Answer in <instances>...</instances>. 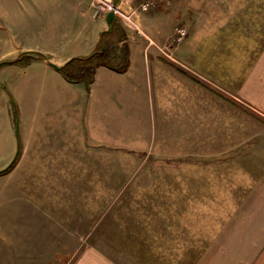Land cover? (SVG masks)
<instances>
[{"label": "rangeland", "instance_id": "obj_1", "mask_svg": "<svg viewBox=\"0 0 264 264\" xmlns=\"http://www.w3.org/2000/svg\"><path fill=\"white\" fill-rule=\"evenodd\" d=\"M140 1L118 0L120 12L114 17L125 33L133 28L144 35L132 20ZM248 1L253 0H168L158 4L164 3L171 11L183 9L187 15L194 11L196 16L203 15L219 24L218 19L232 16ZM26 5L24 0H0V170L18 154L9 171L0 174V230L7 231L8 241L17 243L21 235L29 232L31 239L40 240L41 263L43 257L55 254L53 264H65L83 248L105 244L119 252L135 248L131 260L138 264V248L145 244L136 241L128 246L124 239L133 234L135 225L143 231L144 217L151 210L163 214L166 232L162 233V244L167 248V253H162L159 240L154 237L159 233L151 232V264H264V194L258 184L260 170L255 169L258 158L264 160V117L260 112L235 94L219 89L232 100L230 151L223 156L217 150L209 152L208 145L201 143L198 157L171 159L177 162L168 161L167 168L162 167L163 160L153 155L144 158L141 153L108 148L85 152L76 145L75 138L66 142L61 153L34 152L31 145L38 146L39 137L33 143L32 125L39 126L38 132L43 134L48 131L56 114L47 94L60 92L63 87L55 76L43 73L36 65L27 66L33 59L41 60L37 57L41 52L32 50L35 39L24 34L26 25L21 10ZM92 9L94 13L93 6ZM106 13L96 16L103 15L104 20ZM191 19L187 16L177 24L188 27L183 40L190 35ZM123 42L118 39L112 47L120 50ZM170 42L171 35L157 48L164 59L176 62L177 46L172 56L161 50ZM41 89L44 96H40ZM35 93L41 98L33 101ZM256 148H261L260 153L255 152ZM35 158L46 164L49 159L64 163L59 167H37ZM147 164L151 167L147 168ZM153 179L172 182L150 184ZM176 179L181 183L176 185ZM18 194L24 197H12ZM33 194L39 195L40 200H26ZM32 204H38L37 214L15 216L17 211L13 209L22 213ZM148 223L154 229L153 224L159 221ZM31 227L33 231H29Z\"/></svg>", "mask_w": 264, "mask_h": 264}, {"label": "crops", "instance_id": "obj_2", "mask_svg": "<svg viewBox=\"0 0 264 264\" xmlns=\"http://www.w3.org/2000/svg\"><path fill=\"white\" fill-rule=\"evenodd\" d=\"M24 1L28 6L21 10V16L26 25L24 34L35 39L32 50L43 53L59 66L73 57L91 54L98 47L102 33L109 29L103 15H94L91 0ZM163 5L160 3L148 12L134 11L132 14L133 22L144 35L133 28L126 30L127 65L123 71L100 64L96 66L91 82H71L59 69L47 64L46 59H33L27 64L36 65L43 73L55 76L59 79V86L63 87L60 92H47L53 106L51 110L56 114L48 131L45 134L38 132L41 128L32 123L33 143L39 137L38 146L34 145L38 148L31 145L34 152L61 153L66 142L75 138L78 141L76 145H81L85 152L108 148L141 153L144 158L153 155L163 160L165 164L162 167L167 168L171 159L198 157L201 143L208 145L209 152L217 150L223 156L230 151L232 100L219 89L235 94L264 117V0L244 2L242 7H238L241 10L232 16L218 19L219 24L212 23V19L203 15L196 16L194 11L187 15L183 9L171 11ZM187 16H191L193 21L189 24H193L190 35L177 46L174 52L177 61H168L157 46ZM117 40L118 34L114 31L104 38L110 46L114 63L119 49L112 46ZM43 93L41 89L40 96ZM37 94L32 96L33 101L41 98ZM48 139L50 144H44ZM216 144L222 147L218 148ZM173 147L178 150L174 152ZM260 151L261 148L255 150L256 153ZM35 159L37 167L43 168L59 167L64 163L49 159V164H46L40 158ZM261 159L260 156L255 169L260 170L258 184L264 194V160ZM169 162L176 164L177 161ZM147 165V168L151 167ZM191 181L193 185L194 177ZM171 182L165 179L149 181L150 184L161 185ZM173 182L176 185L181 183L178 179ZM12 197L19 199L24 196ZM26 200L39 201L40 196L28 195ZM36 205L32 204L22 213L18 208L13 209L17 211L15 216L37 214L39 208ZM262 207L264 209V205ZM147 211L143 233L139 230L141 226L135 225L133 234L124 239L128 246L136 241L145 244L138 248V264H151V249H154L148 244L151 232L159 233V238L154 236L155 240H159V250L167 253L166 245L162 244V233L166 232L163 230V214ZM149 220L150 223L151 220L159 221V224L154 223L153 229ZM0 233V264H53L56 260L52 254L43 257L41 263L40 240L31 239L29 232L21 235L18 239L22 242L17 243L8 241L7 231L0 230ZM106 247L101 244L96 248H83L78 256L74 259L69 257L65 264H134L131 258L135 248L119 252Z\"/></svg>", "mask_w": 264, "mask_h": 264}, {"label": "trees", "instance_id": "obj_3", "mask_svg": "<svg viewBox=\"0 0 264 264\" xmlns=\"http://www.w3.org/2000/svg\"><path fill=\"white\" fill-rule=\"evenodd\" d=\"M114 17L109 29L104 31L101 35V41L98 47L89 55L82 57H73L67 61L59 69L65 78L71 82L87 81L91 82L94 77L95 68L97 65L104 64L115 70L123 71L127 65V50L128 46L125 42L122 43L119 50L118 60L116 63L113 62L114 57L110 56V51L107 44L104 42V38L107 34L114 31L118 34V39L123 40L126 38L125 31L120 28V25L115 20ZM37 57L41 59H47L41 53H37ZM17 118V114H16ZM18 155V154H17ZM17 155L14 157L13 161L4 169L0 170V174L9 171L17 159Z\"/></svg>", "mask_w": 264, "mask_h": 264}, {"label": "built area", "instance_id": "obj_4", "mask_svg": "<svg viewBox=\"0 0 264 264\" xmlns=\"http://www.w3.org/2000/svg\"><path fill=\"white\" fill-rule=\"evenodd\" d=\"M168 0H141L137 11L138 12H147L150 8L158 4L159 2H166ZM110 0H91V5L95 8L94 15L101 14L103 12H107V10H114L115 13H118V6H113V4L109 3ZM134 13V12H133ZM188 27L185 25H176L173 28V32L171 35V42L164 46L162 53L166 56H172V50L178 46L179 43L187 36ZM149 43H152L151 41Z\"/></svg>", "mask_w": 264, "mask_h": 264}, {"label": "water", "instance_id": "obj_5", "mask_svg": "<svg viewBox=\"0 0 264 264\" xmlns=\"http://www.w3.org/2000/svg\"><path fill=\"white\" fill-rule=\"evenodd\" d=\"M117 3H118V0H113V2H112L113 6H116ZM114 16H115L114 10H110V11L107 12L106 17H105L107 26H109L111 24ZM46 62H47V64H49L50 66H53L56 69H60L61 68V66L51 62V60H49V59H46Z\"/></svg>", "mask_w": 264, "mask_h": 264}]
</instances>
